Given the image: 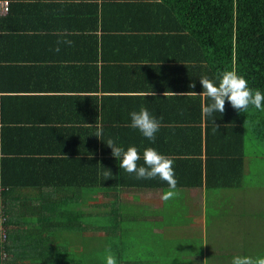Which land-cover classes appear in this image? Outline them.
<instances>
[{
    "label": "crops",
    "instance_id": "0c3cea01",
    "mask_svg": "<svg viewBox=\"0 0 264 264\" xmlns=\"http://www.w3.org/2000/svg\"><path fill=\"white\" fill-rule=\"evenodd\" d=\"M1 2L8 3L5 13H1ZM164 8L162 0H0V133H4L8 148L26 152L36 160L34 164L47 166L16 173L20 183L6 203L17 207V217L24 225L39 222L42 214L53 216V221L45 223H52L47 230L53 247L64 232L57 231V206L72 208L80 201V207L88 209L91 191L57 183L55 159H79L90 153L98 158L113 157L105 143L109 138L125 149L137 146L141 159L147 147L167 155L179 149L192 152L191 139L189 146H184L165 131L166 137L156 135L153 143L132 128L130 113L139 111L141 105L161 119L160 128L205 125L200 121L205 101L198 94L203 91L199 78L204 76L196 62L198 51L188 49V29H181L182 23L166 22ZM64 39L72 45L60 44L56 51L57 41ZM192 82L194 89L189 88ZM152 91L155 95H150ZM97 125L103 129V141L94 135ZM249 160L244 158L241 185ZM167 189L121 188L116 182L94 189L98 191L94 196L99 213L114 219L112 231L120 234L118 264H231L235 255H251L248 248L254 240L249 234L259 236L254 231L260 232L262 227L249 220L248 209L242 210L248 214L240 221L235 213L229 218L235 223L237 247L208 250V190L177 187L178 201L165 202L161 196ZM225 190L236 189L209 191ZM105 191L109 194L104 195ZM242 198L237 202H244ZM142 205L151 213H138L136 208ZM179 206L188 209L185 215L175 214L173 209ZM261 215L264 221V213ZM142 217L147 227L139 231L133 228L136 234L123 233L122 224ZM217 229L224 233L223 226ZM140 231L152 234H142L146 240L154 236L165 241L166 247L139 246ZM34 234L32 241L28 240L31 247L27 245L21 252L24 257L30 251L32 255L39 253L41 237L38 231ZM62 238L70 241L65 235ZM126 238L130 240L126 242ZM197 243L200 249L195 252ZM66 247L70 251L63 252L78 256L80 264H88L83 249L79 252Z\"/></svg>",
    "mask_w": 264,
    "mask_h": 264
},
{
    "label": "trees",
    "instance_id": "16d2710c",
    "mask_svg": "<svg viewBox=\"0 0 264 264\" xmlns=\"http://www.w3.org/2000/svg\"><path fill=\"white\" fill-rule=\"evenodd\" d=\"M162 3L166 4V9L164 8L166 22L182 23L181 29H188L185 35L188 49L198 51L196 62H199L198 67L204 76L214 78L226 69H235L245 76L251 88L264 92V0H162ZM201 120L205 123L203 127L200 125L191 129L164 127L156 133L157 137H166L167 131L172 140L184 146H189L192 141L190 144L194 146L192 152H181L179 149L178 152L168 153V156L174 159L177 187H204L208 191L240 188L246 157L245 134L249 133L264 146V111L249 106L246 112H238L226 100L223 114L215 112L212 116L200 117ZM0 137V186L3 188L0 193V228L2 227L6 233L5 243L0 241V257L3 249L7 254L6 264H80L78 256L67 255V252L62 251L60 243L67 246L68 242L62 237H58L57 245L53 247L52 238L50 240L47 230L52 223L45 225L49 220L53 221V216L49 218L47 214H42L39 222L35 220L24 225L17 217V213L19 215V211L16 212L17 207L10 205V202L6 203V198L14 186L20 183L18 182L20 177L16 173L34 172L47 166L34 164L33 161L36 160L30 155H25L28 154L26 152L8 148L4 133H0ZM160 153L167 155L163 151ZM104 156L105 158H98L97 154L90 153L88 157L79 159L54 160L53 168L57 183L91 190L88 209L81 208L80 201L72 208L57 206L58 232L81 233L88 230L96 231L100 227L99 231H107L106 237L113 240L114 219L105 218L99 213L93 198L98 194L95 188L105 189L112 186L113 182L121 188L133 186L150 189L168 188L167 182L158 176L153 179H137L134 173L129 174L119 167V159ZM138 165L146 166L143 159L138 161ZM109 169L112 175L105 177L104 173ZM103 194L109 193L105 191ZM96 213L102 218L101 226L98 222L90 225L83 223V218H92ZM26 230L30 232L31 237ZM36 231L41 237L39 253L32 255L33 252L30 251L29 256H22L24 247L27 245L31 247L30 241L36 235L34 234ZM118 248L117 238L116 253Z\"/></svg>",
    "mask_w": 264,
    "mask_h": 264
},
{
    "label": "rangeland",
    "instance_id": "374dc122",
    "mask_svg": "<svg viewBox=\"0 0 264 264\" xmlns=\"http://www.w3.org/2000/svg\"><path fill=\"white\" fill-rule=\"evenodd\" d=\"M244 155L251 158V160L246 161L249 163V169L248 173L245 174L244 184H242L240 188H235L236 190L233 191H208L205 211L208 215L209 221L211 220V224H209L208 227L210 228L209 231H211V233L207 235L206 246L208 250H234L239 244V241L233 237L236 229L235 223L230 222V215L231 213H235L234 216H237L238 221H240L242 216L248 214L243 213L242 210L248 209L249 220L255 221L256 226L262 227L260 232L254 231V233H258L259 236L253 233L249 234L250 240L254 241L248 249L251 251V256L256 257L259 255H264V221L262 220L261 215L264 213V146L255 140L249 133L245 134ZM96 197H93L95 202L97 201ZM239 197H243L242 200L244 202H237V198ZM215 198L218 201H216L218 205H215L214 203ZM172 200L178 201V197H175ZM145 207V205L138 206L136 208L137 212H143L144 215L151 213V211ZM173 210L175 211V214L179 215H185L188 211L187 208L182 206H179ZM164 215H166L165 212ZM144 217L139 218L138 221H136L134 218L130 221V223L122 224V228L125 229L123 233H126V235H132L137 233L133 228H136V231H139L147 227V220ZM83 220V223L87 225L98 222V224L101 226L102 222V218L100 215H98V213L92 216V218L87 217L85 219L83 218ZM164 221L166 222V218ZM251 225L252 223H250V226ZM218 226L224 227L223 234H219L217 232ZM99 229L96 231L88 230L81 235H78L73 231H65L61 234V237L62 235L68 237V240L70 241L67 242V245L71 249L78 250L79 252H81V249H83L84 256L88 264H105V250L110 247L111 251L114 254L116 253L117 238L120 240V234L114 233L113 240H110V237H106L108 233L102 234V231H99ZM139 233H141L138 234L140 238V241H138L139 246L144 248L150 247L151 249L166 247L165 241L155 240L154 236H147L146 240V236L142 235L152 234L143 231H140ZM128 240H130V238H126V242ZM60 247L62 248V251L65 249L70 251V249H68L66 246H63L62 243H60ZM199 249L200 245L197 243L194 250L196 252ZM254 250L258 251L259 253L257 254ZM197 257L199 259V263H201V254L197 253ZM210 261L212 262L213 260Z\"/></svg>",
    "mask_w": 264,
    "mask_h": 264
},
{
    "label": "clouds",
    "instance_id": "9594fccd",
    "mask_svg": "<svg viewBox=\"0 0 264 264\" xmlns=\"http://www.w3.org/2000/svg\"><path fill=\"white\" fill-rule=\"evenodd\" d=\"M72 43L71 40L67 39L58 40L56 51H59L60 44L71 46ZM199 79L203 91L198 94L205 101L202 103L201 109L202 116L204 117L212 116L215 112L223 114L225 112L226 100L238 112H246L249 106H254L255 109L264 111V92L251 88L245 76L238 73L235 69H226L218 73L214 78L203 76ZM195 87V82L189 85L190 89H194ZM150 95H155V93L152 91ZM130 117V126L139 130L145 138L154 143L156 133L161 127V119L154 116L143 105L140 106L139 111H132ZM213 122L215 124V119ZM216 126L219 127L218 125ZM94 135L102 140V127L97 125V131ZM105 143L112 150V156L116 160H120L119 167L123 168L127 173H134L137 179H153L158 176L161 180L166 181L168 189L161 196L163 201L166 202L179 195L174 171V159L171 156L161 154L154 147H147L143 152V161L146 166H139L138 161H140L141 155L137 146L131 145L125 149L123 146L118 145L112 138H109ZM104 175L105 177H110L112 175L111 170L109 169ZM105 251V264H118L117 258L111 251V248L109 247ZM231 264H264V255L253 257L251 255L238 254L233 256Z\"/></svg>",
    "mask_w": 264,
    "mask_h": 264
},
{
    "label": "built area",
    "instance_id": "2783aa9c",
    "mask_svg": "<svg viewBox=\"0 0 264 264\" xmlns=\"http://www.w3.org/2000/svg\"><path fill=\"white\" fill-rule=\"evenodd\" d=\"M1 10H2L1 13H5L8 11V3L7 2H1ZM0 241H1V243H5V241H6V233L2 227L0 228ZM0 261H1L0 264H6V261H7V254L3 249L1 250Z\"/></svg>",
    "mask_w": 264,
    "mask_h": 264
}]
</instances>
